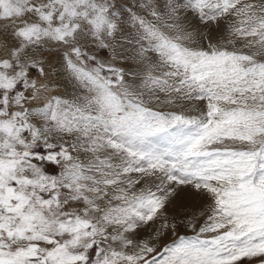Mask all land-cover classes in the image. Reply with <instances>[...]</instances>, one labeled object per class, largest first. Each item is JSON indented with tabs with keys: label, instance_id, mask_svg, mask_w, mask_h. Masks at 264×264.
<instances>
[{
	"label": "snow or ice",
	"instance_id": "obj_1",
	"mask_svg": "<svg viewBox=\"0 0 264 264\" xmlns=\"http://www.w3.org/2000/svg\"><path fill=\"white\" fill-rule=\"evenodd\" d=\"M0 264H264V0H0Z\"/></svg>",
	"mask_w": 264,
	"mask_h": 264
}]
</instances>
